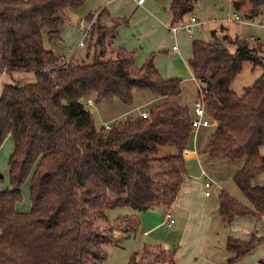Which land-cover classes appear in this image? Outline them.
I'll list each match as a JSON object with an SVG mask.
<instances>
[{"label":"trees","instance_id":"obj_1","mask_svg":"<svg viewBox=\"0 0 264 264\" xmlns=\"http://www.w3.org/2000/svg\"><path fill=\"white\" fill-rule=\"evenodd\" d=\"M88 0H0V73L33 72L34 83L8 84L0 89V148L11 138V187L0 191V264H105L104 245L116 242L108 217L111 208L133 213L170 208L187 176L184 152L191 146V109L180 100L182 81L166 80L156 67V53L143 64L124 46L106 57L109 37L128 20H118L95 39L101 48L91 61L61 62L54 49L62 42L69 13ZM163 2L164 0H159ZM200 0H171L172 25L182 23ZM236 13L248 20L264 16V0H232ZM100 27L93 24L91 43ZM47 36L51 48L45 47ZM213 43L194 40L188 65L205 86L208 117L217 123L204 154L215 163L243 161L233 181L248 201L226 191L218 197L225 226L236 217L254 214L264 219V187L252 182L264 173V72L239 95L231 89L246 62L264 65L259 46L236 37ZM258 43H260L258 41ZM150 91L157 103L141 115L117 122L111 132L98 130L85 101L119 100L134 104L135 94ZM174 151L154 155L159 147ZM240 166V165H239ZM31 211L17 210L29 176ZM125 232L138 218L121 216ZM264 237L247 241L229 236L226 264H236L254 252ZM176 250L145 246L129 264H177ZM260 264H264V260Z\"/></svg>","mask_w":264,"mask_h":264},{"label":"rangeland","instance_id":"obj_2","mask_svg":"<svg viewBox=\"0 0 264 264\" xmlns=\"http://www.w3.org/2000/svg\"><path fill=\"white\" fill-rule=\"evenodd\" d=\"M164 1H165L164 2L165 5H169L171 0H164ZM199 5L200 2L196 6L194 12L184 18L182 24H190L191 19L195 17L196 19L200 20L201 25H197V26L194 25L192 27L191 33L189 32L183 33L182 36L178 39H175V37H173V41L171 42V47L173 44L177 42L178 46L181 49V57L183 58L175 65L181 73L189 70V67L184 62V59H187L189 53L191 52V43L194 40L211 43L212 42V38L210 34L211 29L219 27V25L221 24L225 25V27L228 29V34H230L231 36L233 37L239 36L240 38L246 37L245 40L249 41L251 45L259 46L260 47L258 49L259 57L261 58L260 59L261 61H264V18L263 17L256 18L251 22L250 21L244 23L235 22L233 20L235 12L232 8L231 0H226L225 3L223 4L220 2L219 6L222 9L209 8L207 9L206 12L203 13L199 12ZM100 14L101 11L91 15V17H88L89 18L88 20L94 21L93 23H98ZM240 14L242 15L244 13H240ZM244 19L248 20L246 19V17H244ZM105 26L106 27L103 28L104 30L107 29L109 31L111 30V27H108L107 24ZM79 35L80 37L77 42L80 41L82 37V32H79ZM258 39L262 43L261 42L258 43L257 42ZM107 40H108V43H106L107 53L105 58L107 59L114 58L115 54H113L112 52L114 51V48H112V45H109V37H107ZM166 45L167 43L164 42V46ZM45 47L51 48L47 36L45 37ZM69 47H70V42L67 43L61 42L57 47L53 49L60 58H62L63 55L71 57L73 54L68 51ZM100 51L101 48L96 46L95 40H93V42L91 43V40L89 39L86 48L80 49V52L74 59L73 63H80L86 60V58H88V60L86 61H91L95 56V54L99 55ZM159 56L160 54L158 53L157 57ZM263 72H264V65L254 66L250 62H246L243 66L242 72L233 82L231 89L239 95L243 94L245 89L252 86L254 82L262 75ZM182 88L184 93L182 104H184L185 106L187 105L189 107H192L196 102L197 97L199 96V87L197 82L195 83L192 79H190L189 81L187 80L184 82ZM91 99L93 100V106H87L85 101V107L91 112V115L95 120V124L98 130L104 128L105 124L107 123H112V124L117 122L120 123L125 121L129 117L132 116L136 117L138 115H141V112L148 111L154 106L153 95L150 91L136 92L134 104L131 107L126 106L124 103H122L119 100H115L114 102L98 103L94 98ZM212 129L213 128L207 130H201L198 131L197 134L193 133L192 142L194 143L188 148V151L190 152H194L195 150H198V155H197L198 158H195V156L187 157L188 158L187 162L192 165V170H191L192 175H188V177L189 178L191 177L192 181H198L202 184H204V181L201 180L202 169L200 167L202 166V168L204 170H207L210 174L211 171L208 168L209 167L208 160H210L209 157H207L204 153L201 154L200 152L202 151L205 143H207L208 139L210 138ZM167 147L168 146L159 147L154 152V155L162 156L174 152L171 151L172 149L170 150ZM262 147L264 150V145ZM13 149H14V145L11 138H8L0 148V191L6 190L11 187L10 175L8 171V163H9V158L13 152ZM242 162L243 161H239L236 163L219 162L218 164L219 166L218 168L215 169V172H217L216 178L218 184L221 186V189L215 188L213 186L211 190L212 191L214 190V195L212 198L208 199L210 205L213 206L217 205L218 195L222 190H225L231 194H233L235 191L238 190L237 186L233 181V176L234 174H237L236 172L238 171H233V170H236L235 168L239 167V165H241L240 163ZM31 180H32V176L30 175L22 188V195H23L22 201L17 204V210L21 212L31 211V200H30ZM203 192H205L204 187H203ZM171 207L167 208V207L159 206L152 208L154 211L158 212V215L161 214L159 213L160 211H163V214L165 216V223L161 224L158 228L146 234L144 233V231L148 229V227L142 226L139 219L140 215L141 216L145 215V212L139 213L138 227L134 231L130 230L129 232H125L124 230H121V228L125 226L124 224L127 223V220L120 219L118 222L117 220L121 216L130 215L136 218L137 216L131 214L132 210L126 208L119 207V208L109 209L108 217L110 222L112 223V226L114 227V230H116L114 234L116 237L115 240L116 242L108 243L104 245V249L107 254V259L105 264H129L132 257L135 254H140L145 248V246L148 245H161L169 250H178L180 238L182 236V230L184 228V218H183L184 214L182 213V216L179 217L177 223L173 227H169L166 223L167 213L170 212L174 220L176 217L175 211ZM152 209L148 211H152ZM213 216L215 217V220L211 224L208 233L204 235L206 241L207 239L209 241V243L206 246V252L210 253L208 255H213V256L216 255L215 257H217L226 251L224 245V239L230 233H229V229L226 228L225 224L221 222L219 218H216L219 217L218 209L215 210ZM153 217L155 219V216ZM156 223L157 221L153 223V225ZM258 227H259L258 230H262L261 234L264 236V230H263L264 227L260 229L261 224ZM179 253H182V250L179 251ZM195 258H197V256L194 257V260ZM262 258H264V253L261 250L260 245H258L257 248L254 250V252L245 256L237 264H260Z\"/></svg>","mask_w":264,"mask_h":264},{"label":"crops","instance_id":"obj_3","mask_svg":"<svg viewBox=\"0 0 264 264\" xmlns=\"http://www.w3.org/2000/svg\"><path fill=\"white\" fill-rule=\"evenodd\" d=\"M225 1L226 0H200L199 12H206L209 8L222 9L220 8L219 3L221 2L223 4L225 3ZM164 2L165 1L160 2L159 0H147L144 5H139L136 0H88L81 9L71 11L69 13L66 24L62 30V42H70L68 51L73 55L71 57L63 55L62 57L74 61L76 56L79 54L80 49L86 48L89 40L84 47L79 46L82 37L80 41L77 42L80 37L79 32H81L79 30L80 20L82 18L89 19L88 17H91V15L101 11L100 17L98 19L100 27L94 34L93 40L101 36L102 31H104L103 28L106 27V24L108 25V27H113L118 20H128L129 24H122L117 28L116 37L111 39L112 48L124 46L127 50L134 51L136 63L138 65H141L150 54L159 53L160 56L156 58V61L159 62L155 63L164 79H180L182 81L181 88L184 82L187 80L189 81L190 79H192L196 83L192 71L188 65V60L192 57V43L191 52L189 53L188 58L184 59V62L189 67V70L181 73L175 66L179 61L182 60L183 57H181V49L178 46V43L176 42L171 47V42L173 41V37H175V39H178L182 36L183 33H186V31L180 30L177 34H173L170 32V27L172 26V17L167 11V8L170 4L165 5ZM262 17L264 18V16ZM197 21L198 22L195 24V26L201 25L200 20L197 19ZM247 21L251 22L252 20ZM213 31H216V37H218V41L221 39L226 40L225 37H230L232 39L239 37H233L228 34V29L224 24H221L219 25V27L211 29V43L215 42V39L212 36ZM241 39H246V37ZM258 41L261 42L259 39L257 40V42ZM164 42L167 43L166 46H164ZM176 45L178 49L174 50L173 47ZM35 81L36 75L33 72H16L13 73V75L0 73V89H3L8 84L34 83ZM183 97L184 93L182 88L180 96V100L182 103ZM153 103L154 105L157 103V99L154 96ZM193 106H187L191 109V112ZM207 129L211 128H205L201 130ZM193 143L194 142H192V144ZM207 143H205L202 151L200 152L201 154L204 153ZM260 152L264 156L263 147H261ZM194 156L195 158H198L197 155H191V157ZM187 161L188 158L186 157V169L188 176L192 175V165ZM208 162V168L211 171V174L207 170H204L201 166V180H205V177L203 176V172H205L208 176L214 179V187L221 189V186L218 184L216 178L217 172H215V169L218 168L219 163H215L211 160H208ZM241 168L242 166L240 165L239 167L235 168L236 170L233 171L239 172ZM235 175L236 174H234V176ZM191 179L192 178L190 177V180L185 182L175 205L171 207L174 209L175 215L177 217V219L175 217L174 225L177 223L179 217L182 216V213L184 214V228L182 230V236L180 238L178 250H176L178 253V256H176V262L177 264H226L228 259L230 258V254L228 253V251L226 250L223 254L217 257H215L216 255H208L210 253L206 252V246L209 241L208 239L206 241L204 235L208 233L211 224L215 220L213 213L218 209L219 201L216 206L210 205L208 199L213 197L214 190L211 191V195L207 197L205 195V192H203L204 184L198 181H192ZM252 184L253 186L264 187V173H261L256 178H254ZM237 189L239 190L238 187ZM238 190L233 194L229 192L228 193L235 197L238 201H242L243 204L245 203V205H248L247 199L241 193V191ZM159 213H161L163 216L161 214L158 215V212L154 211L153 209L152 211H146L145 215H140V218L139 213L132 212L131 214L137 216V218L140 219V223L142 224V226L148 227V229L144 231V233L146 234L158 228L161 224L165 223V216L163 214V211H160ZM153 216H155L156 220ZM216 218H219L221 222H223L220 214L219 217ZM154 220L155 222L157 221V223L153 225V223H155ZM260 224V229H262L264 227V219L260 220L254 214L234 218L231 221L230 225L226 226V228L229 229L230 234H228V236L224 239L225 248L229 236L244 241L249 240L254 233L257 234L258 237H264L261 234L262 230H258V226ZM258 245H260L261 250L264 253V239ZM181 250L182 253H179V251ZM195 256H197V258H195L194 260ZM263 260L264 258H262L261 261Z\"/></svg>","mask_w":264,"mask_h":264},{"label":"built area","instance_id":"obj_4","mask_svg":"<svg viewBox=\"0 0 264 264\" xmlns=\"http://www.w3.org/2000/svg\"><path fill=\"white\" fill-rule=\"evenodd\" d=\"M136 2L139 5H144L147 0H136ZM233 20L235 22H239V23H244L247 22V20L244 19V16H242L240 13H234V17ZM94 21H89L88 19L82 18L80 20L79 23V29L82 32V39L80 41V47H84L87 43V41L90 39L91 37V32L93 29V23ZM197 19L195 17H193L191 19V23L190 24H175L172 25L170 27V32L173 34H177L180 30H185L186 32L191 33L192 32V27L197 23ZM174 50H177L178 47L177 45L173 47ZM73 61L71 59H66V58H61V62L54 66V67H49L46 69L47 73H53V71L59 69V68H63V69H67L71 63ZM195 79V78H194ZM195 81L198 84L199 87V96L197 97L196 102L194 103L193 109H192V119H191V127L193 130V133H196L198 131H200L201 129H205V128H214L217 123L215 121H213L211 118L208 117L207 114V105H206V97L209 93V90L200 84V82H198L196 79ZM86 105L87 106H93V100L92 99H88L86 101ZM141 117L146 119L149 117V112L148 111H143L141 112ZM115 123H107L104 126V129L106 132H111L114 128ZM185 156H191V155H198V151L195 150L194 152H190L188 151V149L184 152ZM203 176L205 177L204 180V188H205V195L207 197H209L211 195V189L213 188V186L215 185V181L212 177L208 176L207 173L203 172ZM190 178L188 176H186L185 178V182L189 181ZM166 223L169 227H172L175 223V220L173 219L172 215L170 212L167 213L166 216ZM264 230V228H263Z\"/></svg>","mask_w":264,"mask_h":264},{"label":"water","instance_id":"obj_5","mask_svg":"<svg viewBox=\"0 0 264 264\" xmlns=\"http://www.w3.org/2000/svg\"><path fill=\"white\" fill-rule=\"evenodd\" d=\"M225 39H227V37H225Z\"/></svg>","mask_w":264,"mask_h":264}]
</instances>
